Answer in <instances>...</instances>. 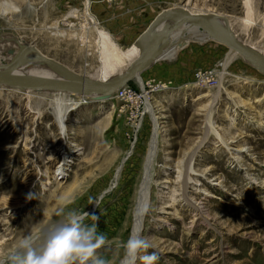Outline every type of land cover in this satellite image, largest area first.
Here are the masks:
<instances>
[{
	"label": "rangeland",
	"instance_id": "rangeland-1",
	"mask_svg": "<svg viewBox=\"0 0 264 264\" xmlns=\"http://www.w3.org/2000/svg\"><path fill=\"white\" fill-rule=\"evenodd\" d=\"M186 1L225 16L238 36L264 47V0H250L245 29L237 23L244 0H151L160 7ZM87 2L0 0V35L89 74L99 58L93 26L102 27ZM159 60L152 75H139L143 89L128 83L143 98L80 104L66 114L64 132L49 101L27 108L26 97L0 87V264L27 235L39 247L70 210L99 217L85 221L107 237L96 255L120 263L152 133L146 105L157 144L139 230L152 247L140 254L155 251L154 264H264V74L214 40L180 38ZM209 117L218 136L208 131ZM190 157L193 178L184 184Z\"/></svg>",
	"mask_w": 264,
	"mask_h": 264
},
{
	"label": "bare ground",
	"instance_id": "bare-ground-1",
	"mask_svg": "<svg viewBox=\"0 0 264 264\" xmlns=\"http://www.w3.org/2000/svg\"><path fill=\"white\" fill-rule=\"evenodd\" d=\"M187 3L188 1L185 2L184 6L187 7ZM243 4L245 8V16L237 22L238 26L241 29H245L247 24L252 21V16H253V8L251 5V1L244 0ZM187 8L191 12L197 11L189 7ZM87 15L88 17H90L88 13ZM219 23H221V25L224 26V22L222 20H219ZM91 24H94L93 18L91 19ZM88 25L90 24L87 23V26ZM226 27L228 28L229 32L234 37H236L238 40L255 48L256 50H258L264 55V47L255 42H252L249 39H245V38L238 36L235 32V29L231 21L228 18H227ZM51 28L53 29L54 33H58V30H59L58 27L51 26ZM93 28L95 30V43L99 47V58H98L97 68L92 69L91 72H89V74L87 73L86 75L85 74H81V75H83L84 77L88 79L106 80L110 78L111 76L124 71L126 67L128 66V64L130 63V61L137 55L138 49L135 46H133V44L122 49L111 39V37L105 30H103L102 28H98L95 25L93 26ZM177 33H179V31ZM69 36H71V34H69ZM180 38H188V39L192 38V39L202 41V40L207 39V35L206 33H202L201 31L194 29V28L189 29L187 31L183 30L181 31L179 35L175 34L171 40H168V43L166 44L163 52L167 48L175 50L177 47V41ZM13 40L14 39H12L11 41L9 37L7 38V34L0 35V69L5 68L13 60V58H15L18 55L23 44L30 45L26 42H21V41L15 43L13 42ZM81 40H80V43L83 42V40L82 42ZM84 42L83 43L86 44V40ZM37 50L39 51V49ZM230 50L232 52V55H240L233 49H230ZM240 56L245 61L248 62V60L245 59L242 55ZM231 57L232 56L227 57L225 61V66L231 62ZM13 73H17V74L25 75V76L42 77V78L56 79V80L65 79L63 75H61L56 70L49 67L43 61H41L34 52L29 51V50L25 51L21 64L13 70ZM136 80L138 81L139 85L143 89L145 83L141 79V77H139V75L136 77ZM1 86L2 84H0V87ZM5 86L7 85H4V87ZM13 90L16 93H20L18 94L19 97H26V99L28 100L27 108H29V106H32L31 101H34L36 105L41 104L44 101H49V103L52 104L51 107H52V112L55 117V121L57 122V125L59 126L62 132L66 130L65 129L66 128L65 122L67 120L66 114H68L69 111L75 109L80 104H83L86 102H95V101L101 102L102 99L110 98L115 95L114 92L105 93L102 91H97V92H92V93L90 92L80 93V92L65 90V89H32V88H25V87L23 88L13 87ZM146 111H148V113L150 114L153 126H152V133L148 141L147 151L144 156V163H143L144 168H143L142 180L136 191L134 221H133L131 235H134L137 230L139 231L142 225V219H143V214H144L143 212L145 210V207L148 201L147 190H148V186L150 183V171H151L152 164L154 161L155 149H156V144H157V123L155 121V118L152 117L151 108L149 105H146ZM37 112L39 113L38 108H37ZM208 125H209L208 131L209 132L213 131L218 136V133L212 128V121L210 117L208 118ZM192 159L193 157H190L188 159L186 163L185 171L183 172L184 173L183 175L184 184L188 183V180L193 178L190 175L191 172L194 171L193 167H191ZM63 164L64 163H62L61 165L63 166ZM64 168L65 167H62L61 170ZM188 202H190V200H188ZM193 207H196V206L193 205ZM141 210H143L142 214L137 215V213L140 212Z\"/></svg>",
	"mask_w": 264,
	"mask_h": 264
},
{
	"label": "water",
	"instance_id": "water-1",
	"mask_svg": "<svg viewBox=\"0 0 264 264\" xmlns=\"http://www.w3.org/2000/svg\"><path fill=\"white\" fill-rule=\"evenodd\" d=\"M219 20L224 22V26L219 23ZM226 24L227 18L223 15L213 12H191L184 4L164 9L133 42L138 53L126 69L106 80L88 79L61 62L43 55L34 46L23 44L18 55L5 68L0 69V84L32 89H65L80 93L97 91L113 93L118 88L135 80L142 71L159 60L168 40H171L175 34L179 35L181 31L192 28L206 33V40L211 39L233 49L264 74V55L234 37ZM178 31L179 33H177ZM26 50L34 52L41 61L63 75L65 79L56 80L13 73V70L21 64Z\"/></svg>",
	"mask_w": 264,
	"mask_h": 264
},
{
	"label": "clouds",
	"instance_id": "clouds-1",
	"mask_svg": "<svg viewBox=\"0 0 264 264\" xmlns=\"http://www.w3.org/2000/svg\"><path fill=\"white\" fill-rule=\"evenodd\" d=\"M142 211L137 215L142 214ZM89 217L99 221L95 213L68 211L59 223L48 230L39 247L36 246V239L27 235L8 254L4 264H72L75 260H79L80 264H87L88 261L91 264H107L104 258L96 255L97 249L105 244L107 237L98 231V223H85ZM150 247L152 245L149 241L141 237L137 230L123 244L124 255L120 264H137L138 260L142 264H154L158 260L155 251L140 254Z\"/></svg>",
	"mask_w": 264,
	"mask_h": 264
},
{
	"label": "crops",
	"instance_id": "crops-1",
	"mask_svg": "<svg viewBox=\"0 0 264 264\" xmlns=\"http://www.w3.org/2000/svg\"><path fill=\"white\" fill-rule=\"evenodd\" d=\"M158 6L155 2H151V0H119L111 4L105 3L102 0H89V3L87 2V8L92 17H94L95 22L109 34L119 47L132 45L159 12L175 7ZM154 7L159 9H151ZM178 57L180 56L178 55ZM160 61L157 60L150 67L142 71L140 74L143 78H148V75H152L153 71L150 72L149 68L157 66L155 68L158 70V62Z\"/></svg>",
	"mask_w": 264,
	"mask_h": 264
},
{
	"label": "built area",
	"instance_id": "built-area-1",
	"mask_svg": "<svg viewBox=\"0 0 264 264\" xmlns=\"http://www.w3.org/2000/svg\"><path fill=\"white\" fill-rule=\"evenodd\" d=\"M106 3H115L119 0H102ZM196 77L198 79H207L205 78V73H201V71H197L195 73ZM147 83V82H146ZM155 85V87H154ZM153 86L150 85V87L153 88H157L159 85L158 84H154ZM143 92H147L145 91V89L143 90ZM115 97H117V99H119L120 101H126L127 103H136L137 100H140V96L141 94L138 93L135 89H133L129 84H125L124 86L118 88L117 90L114 91ZM143 98V96H141Z\"/></svg>",
	"mask_w": 264,
	"mask_h": 264
}]
</instances>
